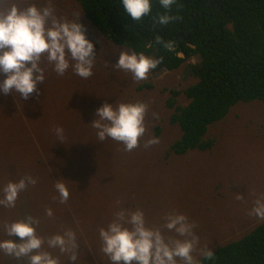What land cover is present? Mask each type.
Masks as SVG:
<instances>
[{"label": "rangeland", "instance_id": "374dc122", "mask_svg": "<svg viewBox=\"0 0 264 264\" xmlns=\"http://www.w3.org/2000/svg\"><path fill=\"white\" fill-rule=\"evenodd\" d=\"M56 2L69 18L74 11L82 14L80 23L94 44L97 63L88 79L71 70L60 77L49 67L26 111L15 92L8 99L0 95V198L9 181L24 175L38 181L21 193L14 208L0 206V240L22 243L18 236H6L4 224L34 216L40 220L37 233L45 238L69 228L76 232L78 259L72 261L54 250L61 264H111L100 251L99 229L121 209H142L149 226L162 225L169 212L185 214L197 225L199 247L208 245L212 250L263 222L249 212L264 194V102H241L212 125L207 137L216 142L211 150L175 153L172 145L181 130L170 122L175 108L166 106L170 96L166 90L195 84L190 70L200 57L174 71L153 70L147 80L137 82L131 73L114 67L120 52L132 53L128 47L115 45L99 32L77 0ZM136 102L148 105L140 146L127 152L111 138L100 141L91 126L98 119L97 110L105 103ZM187 103L180 96L177 105ZM56 127L65 130L64 143L58 141ZM152 138L159 143L146 148L145 141ZM60 180L70 191L66 204L59 202L54 188ZM48 208L51 218L46 216ZM0 264L29 262L0 252Z\"/></svg>", "mask_w": 264, "mask_h": 264}, {"label": "clouds", "instance_id": "9594fccd", "mask_svg": "<svg viewBox=\"0 0 264 264\" xmlns=\"http://www.w3.org/2000/svg\"><path fill=\"white\" fill-rule=\"evenodd\" d=\"M176 2L160 0L161 6L169 12ZM122 3L133 21L142 22L152 11L151 0H122ZM81 15L74 11L69 18L61 12L56 0H0V76L5 77L0 80V93L8 96L15 92L24 100L30 99L33 94H38V85L44 84L49 67L60 77L69 70L83 79L92 77L97 63L95 47L86 38L87 29L80 23ZM153 19L157 24L168 25L180 17L161 14ZM155 43L169 51L174 50V42L164 41L160 36H156ZM147 47L151 49L153 44L149 42ZM162 63L163 57L156 59L143 52L129 54L122 51L114 67L131 73L139 82L147 80ZM147 112L148 105L143 102L117 103L115 106L105 103L97 110L98 119L91 126L96 129L100 141L111 138L131 152L140 146L146 133ZM64 131L62 127L54 129L62 143ZM158 143V139L152 138L145 141L144 146ZM37 182L31 175H24L17 182L9 181L2 190L0 206L14 208L21 193ZM54 188L59 202L66 204L70 191L65 181L56 182ZM236 199L243 200V196L236 195ZM249 215L264 220V194L255 200ZM46 216L53 217L51 208L46 209ZM163 220L160 226H149L142 209H121L106 227L99 229L100 251L111 264H201L197 255L205 260L215 259L208 245L199 247L200 238L194 231L197 225L190 222L187 215L173 211ZM39 224L40 220L34 216H29L26 221L19 219L5 223L6 236H18L22 243L0 240V252L16 259L27 258L29 264H61L60 256H67L72 261L78 259L80 246L75 231L69 228L62 234L45 238L37 233ZM166 232L173 235H166ZM54 250H58L60 256L53 255Z\"/></svg>", "mask_w": 264, "mask_h": 264}, {"label": "trees", "instance_id": "16d2710c", "mask_svg": "<svg viewBox=\"0 0 264 264\" xmlns=\"http://www.w3.org/2000/svg\"><path fill=\"white\" fill-rule=\"evenodd\" d=\"M77 2L88 20L115 45L148 57H163L157 71H173L194 56L200 57L190 70L195 84L166 90L170 95L166 106L175 108L170 122L181 130L172 145L175 153L211 150L216 142L207 137L212 125L241 102H264V0H177L170 12L160 0H151V14L142 22L132 20L122 0ZM161 14L180 19L157 24L153 17ZM156 36L174 42V50L156 44ZM0 95L1 99L9 96ZM180 96L187 100L185 106L177 105ZM31 98L21 96L23 111L30 108ZM12 111L16 113L11 107ZM210 250L215 259L200 257L201 264H264V220L240 238Z\"/></svg>", "mask_w": 264, "mask_h": 264}]
</instances>
